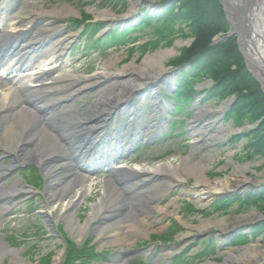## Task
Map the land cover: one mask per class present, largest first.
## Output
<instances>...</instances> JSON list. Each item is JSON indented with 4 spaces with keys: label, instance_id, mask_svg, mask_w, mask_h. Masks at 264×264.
I'll use <instances>...</instances> for the list:
<instances>
[{
    "label": "bare ground",
    "instance_id": "6f19581e",
    "mask_svg": "<svg viewBox=\"0 0 264 264\" xmlns=\"http://www.w3.org/2000/svg\"><path fill=\"white\" fill-rule=\"evenodd\" d=\"M104 1L106 2L109 0ZM110 1L111 3L109 6L119 4L118 6L123 9L128 6L127 0ZM175 1L176 0L171 2V0H167V3H169V5H176L177 3H175ZM37 2H39V0H25L20 10H14L16 6L15 1L0 0V24L4 23L6 20L9 22L10 28V30L0 28V148L14 156L8 167L5 168L4 166H0V179L4 176L6 171L16 168L17 165L34 164L43 170V177L47 179V185H49V187L50 185L52 186L51 189L56 185V182H60L58 180L66 179L69 181L68 189L80 186L85 193H88L93 186L94 178L91 175L94 174V172L92 174L86 173L85 175L76 174L73 162L76 161L77 164L82 165L81 160H78L77 156L74 154L81 152V154L86 155L90 150L80 151V146L75 143L78 141H88L91 138L89 134L104 132L108 126L114 125L115 129L110 133L113 134V136L116 135L119 137V132L122 129L128 128L126 125L121 127V124H119V120L122 121L124 117L127 119L129 127L145 130L142 132L144 135L154 134L157 128L161 127L159 124L162 119L161 115L165 112L164 106L158 100L157 95L159 91L170 88L175 78V86L180 85L181 79H183L181 75L182 71L191 69L193 61L188 59L186 66H181L182 63H180V67L183 69L180 72V69L177 68V75H175L177 66H173V63L166 66L175 56L174 49L164 50L165 48L158 47L159 50L147 55L141 62V65H136L133 61L127 66L121 68L115 67V63L118 60L113 57L102 65V67L108 71L96 72L91 76H65L62 73L51 75L50 71L56 70L59 67H52L54 62H59L61 60L64 54L63 51L71 44L74 34L62 35L59 34L57 31L58 29L45 30V26L41 25L40 20H47V24L52 23V20L50 18H45V15L38 11L34 12L30 10L31 6ZM138 3H140L138 0H135V3H131L129 5L131 9L126 11L127 14L129 13L131 15L134 11L135 4ZM209 3L220 9L223 17V25L228 29L225 38H228L229 41L231 39L232 42L234 40L237 55L243 63L248 76L254 79L264 95L262 91V89H264V0H257L255 6L253 4L251 5L253 0H211ZM126 4L127 6H123ZM206 5H208V3ZM176 8H169L168 5L159 8L155 10L156 12H154L152 16H148L147 14L144 15L152 19L142 21L144 20V18H142L130 28H127L123 32L119 30L118 33H120V37L123 39V36L133 31H138V29L142 27H152L158 30V27H161V25H157L155 22L157 13L164 12V10L170 12V14L179 13V10ZM197 8L203 10V8ZM99 10L101 12H97V9L89 8L86 10L88 13L83 12V14L85 18H87L90 15L89 12L96 13L97 18L107 20L109 23L118 21V19L115 18L116 15H113L112 10H108V8ZM204 10H207L205 6ZM12 11L13 14L11 15ZM41 11L51 15L50 12L43 7ZM145 11H147V9H143V12ZM52 13L59 16L72 15V12L66 5L52 9ZM81 17L83 16L81 15ZM208 18L210 21H213L210 17ZM243 19L244 22L247 20L248 25L246 26V31L242 34V29H244ZM71 23L76 25V27H80L83 24L81 21L80 23L71 21ZM38 25L43 28H39ZM176 26H178V24ZM216 41H219V38L216 39ZM179 44L180 43H177V45ZM107 45L109 44H97V46L101 48H105ZM191 45L192 43L190 46ZM223 50V55L226 56V47ZM169 67L174 71L168 70L167 68ZM110 68L113 69V71H111ZM232 71H234V68ZM202 79L204 78L201 77L198 80ZM83 81H86L85 87L77 88L74 93L87 87H94L102 81L107 85L97 94V102L93 104L90 114H88L87 117L78 118L71 115V110L60 106L63 102L62 100H59V98L51 99L50 96L58 95L56 97H61L62 91L64 89L66 90L69 85H77ZM8 83L11 87L6 91L5 87L9 85ZM212 85L213 80L210 79L209 87ZM117 88H119L118 91H116ZM152 88L155 90L154 92ZM149 89H151V91H148ZM204 91L206 90L203 89L202 92ZM69 95L72 97L75 94L72 92ZM148 100L151 101L152 113L146 115V110L142 105L148 103L146 102ZM226 100L228 102L232 101L230 103L231 108L235 97L234 95H228L223 101ZM225 106L226 105L223 104V106L219 108L212 109L209 105H206L203 108H199L197 110L196 120L194 121L195 126L199 125L200 130H202L201 132L205 133V129L210 128L213 122H205L207 120L204 117L208 114L215 117ZM230 108L228 111H231ZM112 116L116 117V120L112 119ZM141 120L143 121L142 126H140V124H142L140 123ZM58 124L69 129V140H74V148H72L70 155L65 154L62 144L59 142L60 139L54 136V133L58 132L60 128ZM200 135L201 134H199V138L198 134L192 136L194 144H204L209 141L208 137H202ZM242 141H246L247 143L248 138L244 137L239 140L238 143H242ZM31 142H36L33 146L34 149H28L26 147V145ZM119 144L117 143V147ZM201 146L199 145L200 148ZM247 146L248 144L245 147ZM257 147L258 145L250 148L247 147L245 150L249 151L253 148L256 150V153ZM258 148L264 152V147ZM108 152H102V161H107V155L113 153L112 151ZM192 154L180 158L176 165L159 163L154 164L152 167H143L139 164L136 165L134 167L135 169L132 171L117 172L113 180L104 181L103 197L98 203L92 206V211L88 214V218L83 225H81L80 221H76V218L73 217L74 213H69L70 206L76 201L79 193L73 195L64 203H61L64 195L59 197L52 193L51 198L56 199L54 203L59 205L60 210L54 211L55 208H50L44 211V214L49 221H52V224L57 222L54 219L55 217H58L59 220L66 223V228L73 239L82 236L81 233L89 229L91 223L97 217L108 219V222L103 227L95 230L99 246H106V244L103 243L105 238L112 239L111 243L117 246H121L122 244L127 245L129 241L131 242L135 237H142L144 234L146 235V232H148L147 235L151 234V232L146 231L147 227V230H149V228H152L153 223H158L162 219L173 218L176 221H180L182 224V219H180L177 212L178 208L176 209L175 207V201L170 200L165 204L161 203L162 197L171 189V184L180 186L182 181L190 178L193 180L198 191L194 194L196 200L198 202H204L214 195L223 192H227L228 195H220L218 198H225L232 193H236V187L240 186L242 183L233 179V177L238 174L244 176V173L252 171L248 168L249 165H235L229 178L217 181L216 186L211 188L206 181L205 162L212 161L219 157L217 152L204 154L195 161H193ZM72 155H74V157L71 160L70 157ZM158 177L164 178V181L153 183ZM243 178L247 182L250 181L249 178ZM66 180L65 183L67 182ZM141 183L144 185L147 183L153 184L149 189L126 199V194L137 191ZM84 185H86V188L83 187ZM186 187L182 188L189 191L187 189L189 188V184L188 187ZM258 187L262 190L259 189L261 194H256V196L261 195V197H264V181H261ZM67 188H63V191H68ZM15 189L16 187L5 189V187L0 184V200L9 194H14ZM128 203L131 205V209L126 215L120 216L118 211ZM0 204L1 211L7 210L3 203ZM152 214L156 216H153L151 218L152 221L149 223L146 219ZM252 215L253 214L241 215L240 217L236 216L235 220L240 222L247 221L248 218H252L250 217ZM260 218H262V215L259 214L257 219L253 218L256 222L250 225H258L260 222L264 221V218ZM232 221L233 220L224 221L222 223H211L209 220H205L201 221L200 226L197 227L188 224L185 226L187 227L185 229L186 233L183 234L182 237L185 238V242H187L191 237L200 233L202 234V232L210 231L213 228L214 230L217 228L221 229V234H219L221 237H216L212 234L215 244L217 243L216 250H219L223 245L222 241L229 237V234H226L225 230ZM250 225H248V227ZM261 229L264 228L258 225L253 231L258 232L253 234V238L255 239L257 235L261 237V234H263L262 238L259 239L257 243L239 247L242 249L247 248L246 250L236 251L232 249L226 252L223 262H208L205 264H264V230ZM236 242L237 239H232L227 242V244L233 245L236 244ZM1 253L5 255L8 251L1 243L0 239V256ZM12 254L14 255L13 257H18L16 253L12 252ZM170 254L172 253L168 255ZM59 258V255H57L53 260V264H58ZM116 259L118 258L116 257Z\"/></svg>",
    "mask_w": 264,
    "mask_h": 264
},
{
    "label": "rangeland",
    "instance_id": "374dc122",
    "mask_svg": "<svg viewBox=\"0 0 264 264\" xmlns=\"http://www.w3.org/2000/svg\"><path fill=\"white\" fill-rule=\"evenodd\" d=\"M14 1L16 3L14 10H20L25 2V0H13V2ZM138 1H140V3L135 4L134 11L131 15L129 13L127 14L126 11L131 9L129 5L135 3V0H127L128 6L127 4L123 5L127 6L125 8L126 10L120 8L118 6L119 4L109 6L111 3L110 0L106 2L104 0H39V2L32 5L30 10L34 12L38 11L45 15V18H50L52 20V23L50 24H47V20H40L41 25L45 26V30L58 29L57 31L59 34L62 35L74 34L71 44L66 47V50L62 55L63 57L60 61L61 64L60 62H54L52 67H59L56 70L54 69L55 71L51 70V75L62 73L65 76H91L96 72L108 71L105 70L102 65L113 57L118 60L115 63V67L121 68L129 65L133 61L136 65H141V62L147 55L157 52L159 48H165L164 50L174 49L175 56L166 64V66L171 65V63L176 61L175 64H172L175 67L177 66L175 69V75H177V68L180 69L181 72L183 68L180 67V62L182 63L181 66H186V63H183V61L186 60L185 57L192 46H190V44L195 42L194 34L189 30V26L185 22L181 24L178 23V26H176L177 24L164 25L159 23L157 25H161V27H158L160 30H155L152 27H142L139 28L138 31H133L128 35L123 36V39L120 42L107 45L105 48L95 47L92 42L86 41L84 31L87 32L91 26L94 28L98 27L99 30L102 29L98 36L106 38L112 31L118 33L119 30H122L123 32L127 28H130L146 14L152 16L154 12H156L155 10L159 8L165 7L166 5H168L169 8H175V4L169 5L167 0ZM173 1L174 0H171V2ZM185 2L188 1H175V3L178 4ZM65 5L72 12V15L59 16L52 13V9L60 8ZM42 7L48 10L51 15L43 13L41 11ZM89 8L97 9V12H101L99 9L108 8V10H112L113 15H116L115 18L118 19V21L109 23L107 20L97 18L96 13L90 12L89 17L85 18L83 12L86 13V10ZM143 9H147V11L143 12ZM164 11L166 12V10ZM12 14L13 11L11 15ZM81 15L83 17H81ZM71 21H76L78 23L81 21L83 24L80 27H76ZM38 27L43 28L39 25ZM0 28L10 30L9 22L5 20L4 23L0 24ZM221 28L223 30L221 29L222 31H219V33L212 37L209 46L219 47L228 44L227 42H232L231 39L229 41L228 38H225L228 29L224 26ZM218 38L219 41H216ZM177 43L180 44L177 45ZM231 45L230 48L233 49ZM236 67L237 66L233 64L231 69H236ZM167 69L174 71L173 69H170V67ZM110 70L113 71L111 68ZM175 79L170 88L159 91V94L157 95L158 100L165 109V112L161 115V122L159 123L161 127L158 128L159 130L157 129L154 134H147V136L144 134L138 136L139 134H137L129 137L130 152L126 156L120 157L115 162V166L119 167L117 172L132 171L135 169L134 167L139 164L143 167H152L154 164L159 163L176 165L180 158L189 156L192 153L193 161H195L204 154L217 152L219 157L212 161L205 162L207 184L212 188L216 186L217 181L229 178L235 165H249L248 168H250L253 173L252 171H248L243 174L244 176L238 174L233 177V179L240 181L242 184L236 187V189L234 188L235 191H237L236 193H232L230 196L225 197L229 199L243 198V202L239 201L236 205H232L230 202L221 203L216 201L223 199L218 198L220 195H228L227 192L216 194L207 201L198 202L194 195L197 188L194 185L193 180L190 178L185 179L180 183V186L171 184V189L161 199L162 204H165L170 200L175 201V207L176 209L178 208L177 212L180 219H182V224L180 221H176L173 218H165L158 223H153L152 228H149V230H147V227L146 231L151 232V234L147 235L148 232H146V235L144 234L142 237H135L134 240L131 242L129 241L127 245L122 244L121 246H117L111 243V240H106L103 241L106 246H99L95 230L103 227L108 222V219L97 217V220L95 219L91 223V227L84 233H81L82 236L73 239L66 228V223L59 220L58 217H55L54 219L57 221L56 224L50 226L51 223L48 221L47 216H45L44 211L47 209L49 210L50 208H55L54 211L60 210L59 205L54 203L56 199L51 198L52 193L59 197L64 195L61 203L66 202L70 197L79 193L76 201L70 206L69 213H74L73 217L83 225L88 218V214L92 211V206L95 203H98L103 197L104 181L112 180L113 176L111 174H95L93 186L88 193H85L80 186L68 189L69 181L66 179L58 180L60 182H56V185L51 189L52 186L50 185L49 187L47 181L43 178L42 184L40 183V177L37 172L34 171L37 170L42 177L43 172L40 170L41 168L39 169V166L34 164L21 165L18 166V168L16 167L12 170L6 171L4 176L0 179V184L3 185L5 189L16 187L14 194H9L5 198H2L7 210H0V239L8 253L5 255L2 254L3 252L1 253L0 264H53V260L57 255L60 257L58 264H76L75 261L78 262L79 260H70L69 263H66L65 258H63L65 244L63 242L61 243L59 236L55 234V227L62 228L66 238L71 240L79 248L82 246L84 247V244L87 243L88 246L79 252V258L83 260L82 263L84 264H111V260L116 257L119 258V261L116 262V264L221 263L225 260L226 252L232 249L236 251L246 250L247 248L242 249L239 247L255 244L262 238L263 234H261V237H258L260 235H257L258 238H253V234L258 233L253 231L258 225L264 228V221L260 222L258 225H252L256 222L253 218L257 219L259 214L264 218V197H261V195L256 196V194H261V191L259 192V189L261 188H259L258 185L261 184V181H264V152L259 148L257 149V153H255L256 150L253 148L247 151L245 149L249 147V145L247 147L245 146L247 144L252 146L254 139L259 132V134H264V115L258 114L259 116L257 115V118L250 116L240 117L235 113L230 115L231 111H228V109L230 108V103L232 101H223L225 98L215 97L212 101L207 102L205 98L201 96H196V100L192 103L188 102L186 107L183 108V111H180L177 115H173V103L169 99H164L163 96H171L179 89L176 87L177 85L175 86ZM103 82L104 81L100 82L94 87H87L77 93H74V91L80 87L84 88L86 81L77 85L71 84L66 90L64 89L62 91V94L60 95L61 97L53 95L50 96V98H59V100H62L63 102L60 106L71 110L72 116L78 118L87 117L88 114H90L93 104L97 102V94L107 85ZM209 86L210 79L205 76L204 79L197 80V84L193 85L192 89L196 94H200L203 89L207 92V89L210 88ZM9 87H11L10 84L5 87L6 91ZM118 90L119 88H117L116 91ZM148 91H151V89ZM152 91L154 92L155 90L152 88ZM72 92L75 95L70 97L69 94ZM262 96L264 98L263 94ZM146 102L148 103H144L142 106L146 110V115H149L152 113L151 101L148 100ZM223 104L226 105L225 108L221 112H218L215 117L211 114L204 117L207 120L205 122H213V125H211L210 128L205 129V133H202L199 125L195 126L194 123L197 116V110L206 105H209L212 109L219 108L223 106ZM112 119L116 120V117L112 116ZM119 122H121L119 124L122 125L128 123L125 117L122 121L119 120ZM168 122L173 123L174 127L172 130L167 128ZM58 126H60V136L63 138L66 136L68 137L70 130L59 124ZM114 129L115 126H108L107 131ZM124 132H128V130H125ZM132 132L135 133L136 131ZM195 134H198V138L199 134H201L200 136L202 137L206 136L209 138V141L204 144H194L192 136ZM120 135H124L122 131L120 132ZM244 137L248 138V142L246 143V141H242V143H238L239 140ZM122 139L125 140L127 137ZM35 143L31 142L30 144H27L26 147L28 149H34L33 146ZM199 145H202L201 148ZM13 158V154L0 148L1 167L9 165ZM116 174L117 173L114 172L113 175ZM243 177L249 178L250 181H245ZM65 180L67 181L66 183ZM161 181H164V178L158 177L153 183H159ZM27 183L36 187L39 186L36 190H39L40 192H29L30 189L25 187ZM152 184L147 183L144 185L141 183V185H143L142 191L149 189ZM188 184L189 188H187ZM83 187L86 188V185ZM182 187H186L189 191ZM19 188L28 189L27 194H16L17 189ZM63 188H67L68 191L64 192ZM33 190L35 191L34 188ZM135 195H137V193ZM133 196H128L126 194V199ZM191 208L201 213L191 212ZM130 209L131 205L128 203L120 208L118 213L120 216L126 215ZM248 214L253 215L250 216L252 218H248L247 221L240 222L235 220L236 216L240 217L241 215ZM153 216L156 215H150L146 221L150 223ZM205 220H209L211 223H222L224 221L233 220L231 224H228L227 229L225 230L226 234H229V237L222 241L223 245L219 250H211L213 246L211 242L212 239L214 241L212 234L216 237H221L219 235L221 234V229L217 228L214 230L213 228L210 231L202 232V234L200 233L191 237L187 242H185L186 239L182 237V235L186 233V225L191 224L197 227L200 226L201 221ZM174 223L178 226H175ZM248 225L250 226L248 227ZM238 238L239 240H237L236 245L227 244L230 240ZM17 242H19L18 245ZM209 242L212 246H209V249L201 255L202 257H198L201 253V248L203 246L208 247ZM93 246L95 249L92 248ZM101 250L108 251L109 255L107 257L101 256L98 258V255H95V252ZM12 252L16 253L18 257H13L14 255ZM171 252L172 254L168 255ZM90 255H94V257L92 258ZM174 256L175 258H173ZM112 263L115 264L114 262Z\"/></svg>",
    "mask_w": 264,
    "mask_h": 264
},
{
    "label": "trees",
    "instance_id": "16d2710c",
    "mask_svg": "<svg viewBox=\"0 0 264 264\" xmlns=\"http://www.w3.org/2000/svg\"><path fill=\"white\" fill-rule=\"evenodd\" d=\"M187 1L175 5L179 13L159 12L155 18L157 24L162 23L164 25L185 22L188 24L189 30L194 34L195 42L188 51L185 57L186 60L183 61V63H186L190 59L193 61V65L188 71H182L183 79H181L179 85V92L182 91L186 101L193 100V95L196 92L192 89L191 83L207 76L213 80V85L207 92H202L206 101H212L215 97L225 98L228 95H234L235 100L231 107V113L238 114L240 117L250 116L253 118H257L258 114L264 115V98L261 90L254 79L248 76L243 63L237 55L234 40L224 45L227 49L226 56L223 55L224 46H209L212 37L223 30L221 27L224 26V23L222 22L223 17L220 9L214 5L212 6L209 3L211 0ZM207 3L208 5H206ZM204 6L207 10H204ZM197 7L203 8V10ZM208 17L213 19V21H210ZM143 18L144 20L142 21L152 19L148 16ZM111 38L112 40H120V33L114 32ZM230 45L233 49L230 48ZM175 63L176 61L173 64ZM233 64L237 66L234 71L231 69ZM259 133L254 139L252 146L258 144V147H264V134ZM248 145L252 147L250 144Z\"/></svg>",
    "mask_w": 264,
    "mask_h": 264
},
{
    "label": "water",
    "instance_id": "95a60500",
    "mask_svg": "<svg viewBox=\"0 0 264 264\" xmlns=\"http://www.w3.org/2000/svg\"><path fill=\"white\" fill-rule=\"evenodd\" d=\"M256 2H257V0H253V3H251V5L253 4L254 6L256 5ZM250 5V4H249ZM248 24H247V20H246V22H244V19H243V26H244V29H242V34H243V32L244 31H246V26H247ZM256 76V75H255ZM255 76H253V77H255ZM262 91H263V93H264V89H262Z\"/></svg>",
    "mask_w": 264,
    "mask_h": 264
}]
</instances>
